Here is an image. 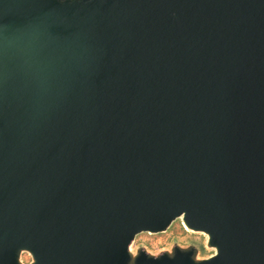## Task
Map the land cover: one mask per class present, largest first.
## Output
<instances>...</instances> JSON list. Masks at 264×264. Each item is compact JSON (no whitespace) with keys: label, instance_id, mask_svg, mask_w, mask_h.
<instances>
[{"label":"water","instance_id":"95a60500","mask_svg":"<svg viewBox=\"0 0 264 264\" xmlns=\"http://www.w3.org/2000/svg\"><path fill=\"white\" fill-rule=\"evenodd\" d=\"M180 219L212 253L134 246ZM264 264V0H0V264Z\"/></svg>","mask_w":264,"mask_h":264},{"label":"flooded vegetation","instance_id":"af4514ba","mask_svg":"<svg viewBox=\"0 0 264 264\" xmlns=\"http://www.w3.org/2000/svg\"><path fill=\"white\" fill-rule=\"evenodd\" d=\"M179 224H181L180 220L177 219L176 221L173 222V224L170 226L167 232L176 229ZM182 229L183 231H180L177 235L171 236L170 240H168L166 244L156 248H161L162 246L169 245L171 247V251H170L171 254H173L176 247H180L181 249L188 251L193 250L195 255H204L207 254V252H209L204 244L205 236L188 232L184 227H182ZM144 234L160 235L162 233L150 234L148 232H144ZM21 259L25 264L30 263L32 260L31 255L28 252H23L21 254Z\"/></svg>","mask_w":264,"mask_h":264},{"label":"rangeland","instance_id":"374dc122","mask_svg":"<svg viewBox=\"0 0 264 264\" xmlns=\"http://www.w3.org/2000/svg\"><path fill=\"white\" fill-rule=\"evenodd\" d=\"M178 220H180V219H178ZM180 223L181 224H179L176 229L171 230L169 232L166 231V233L162 232V234H160V235H147V234L141 233L136 237L134 246H139L140 244L141 245L145 244L149 249L154 250V251L159 250V249L164 248V247H169V245H165V246H162L161 248H156V247H159L161 245L166 244V242H168V240H170L171 236H175L180 231H183L182 227H184V226H183L181 220H180ZM188 232H190V231H188ZM195 234L204 236L201 233H195ZM153 247H155V248H153ZM208 251L209 252H207V254L212 253V251H210V250H208ZM204 255H206V254H204Z\"/></svg>","mask_w":264,"mask_h":264},{"label":"built area","instance_id":"2783aa9c","mask_svg":"<svg viewBox=\"0 0 264 264\" xmlns=\"http://www.w3.org/2000/svg\"><path fill=\"white\" fill-rule=\"evenodd\" d=\"M135 243V242H134Z\"/></svg>","mask_w":264,"mask_h":264}]
</instances>
